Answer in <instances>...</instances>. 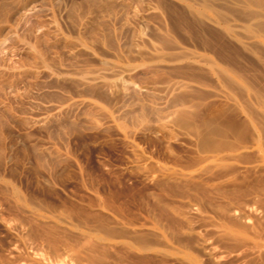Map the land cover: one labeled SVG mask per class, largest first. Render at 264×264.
<instances>
[{
	"label": "rangeland",
	"instance_id": "1",
	"mask_svg": "<svg viewBox=\"0 0 264 264\" xmlns=\"http://www.w3.org/2000/svg\"><path fill=\"white\" fill-rule=\"evenodd\" d=\"M0 264H264V0H0Z\"/></svg>",
	"mask_w": 264,
	"mask_h": 264
}]
</instances>
